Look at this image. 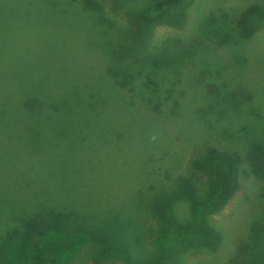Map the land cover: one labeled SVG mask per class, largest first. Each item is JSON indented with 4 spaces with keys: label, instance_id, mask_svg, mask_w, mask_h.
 I'll use <instances>...</instances> for the list:
<instances>
[{
    "label": "rangeland",
    "instance_id": "374dc122",
    "mask_svg": "<svg viewBox=\"0 0 264 264\" xmlns=\"http://www.w3.org/2000/svg\"><path fill=\"white\" fill-rule=\"evenodd\" d=\"M151 2L0 0L2 231L42 206L61 204L82 219L120 218L133 258L157 261L158 222L148 207L150 198L189 169L193 149L213 131L210 123L233 140L261 130L260 120L249 118L248 124L239 112L204 110L208 98L198 68L204 62L215 71L224 67L220 82L236 81L239 70L238 81L255 86L264 107V0H183L180 9L157 20L147 43L134 30L139 26L135 10L144 5L151 12ZM198 12L230 17L231 31L243 26L244 33L236 40L230 34L211 35L219 50L212 56L198 51L188 61L191 67H181L162 48L167 38L191 33ZM192 35L201 45L209 40ZM144 83L169 92L179 108L154 111L149 97L140 96ZM63 91H74L84 105L76 109L73 103L67 123L57 125L49 115L21 123L16 114L24 111L26 98L49 103ZM184 208L177 202L181 215ZM209 221L220 232L219 243H171L158 264H245L247 242L253 254H264V181L252 175ZM94 250L84 244L76 264H96ZM100 264L124 263L112 257Z\"/></svg>",
    "mask_w": 264,
    "mask_h": 264
},
{
    "label": "trees",
    "instance_id": "16d2710c",
    "mask_svg": "<svg viewBox=\"0 0 264 264\" xmlns=\"http://www.w3.org/2000/svg\"><path fill=\"white\" fill-rule=\"evenodd\" d=\"M151 5H153L151 12L150 8H144V5H139L135 10V16L138 17L136 23L139 26L134 30L147 43L152 40V30L157 20L164 18L170 9H180L183 0H152ZM179 15L181 16L180 12ZM196 15L191 33L167 38L168 46L162 48V52L181 67H191L188 61L196 58L198 51H209V56H212L219 50L213 48L211 35L230 34L236 40L239 33H244L241 31L243 26L239 27L241 30L231 31L227 25V19L230 17L222 18L215 13L202 12ZM171 16L174 17V14ZM243 18L241 20H244ZM179 21L178 18L177 22ZM196 32L203 39L209 40L202 43L203 45L198 44L192 35ZM242 41L245 44V40ZM230 62L233 63L232 60ZM233 64L235 71L237 67L235 63ZM210 67V64L204 62V66L198 68V72L205 80L203 83L205 91L202 92L209 101L204 102L203 109L214 110L220 114L239 112L243 114L248 124L251 118L253 121L260 120L262 127L258 132L233 140L220 136L219 129L210 123L208 127L213 128V131L205 132L200 146L193 149L189 169H184L170 178L168 186L170 189L163 187L150 198L148 207L158 222L154 235L161 252L157 254V261L143 263L133 258L130 242L123 229L125 223L120 218L103 215L100 219L97 216H94L95 219H82L76 211H68L59 204L40 207L31 216L22 218L23 221H20L18 226L4 231L0 228V264H76L81 247L86 243H91L95 248L93 257L96 264L112 257L119 258L124 264H158L171 243L187 240L186 242L192 244L205 243L210 247L213 242L219 243L220 232L211 225L210 216L222 210L252 175L264 181V107L259 104L255 86L246 81H238L241 75L239 70L236 69V81L227 78L220 82L218 76L224 67L216 71ZM213 78H216L218 83L215 84ZM140 93L143 98L149 97L148 105L156 112L179 108L169 92L160 91L153 84L144 83ZM48 102L26 98L22 104L24 111L16 115L23 118L20 120L25 125L36 115L44 117L49 115L51 117L49 119L56 118L58 125L67 123L64 120L73 111L74 104L76 109L81 105L84 107L82 100L74 91L71 93L63 91L54 102L53 99ZM86 104L92 103L87 101ZM188 104L187 112L190 108ZM54 114L56 117H53ZM203 117L200 116V120L202 125L206 126ZM177 202H184L183 215L176 209ZM1 215L3 212L0 209V226ZM253 252V247L247 242L245 264H264V254Z\"/></svg>",
    "mask_w": 264,
    "mask_h": 264
}]
</instances>
